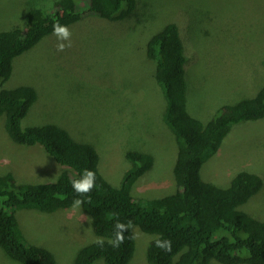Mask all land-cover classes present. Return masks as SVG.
Returning a JSON list of instances; mask_svg holds the SVG:
<instances>
[{
    "label": "rangeland",
    "instance_id": "374dc122",
    "mask_svg": "<svg viewBox=\"0 0 264 264\" xmlns=\"http://www.w3.org/2000/svg\"><path fill=\"white\" fill-rule=\"evenodd\" d=\"M55 1L0 0V32L24 27L29 7L51 12ZM85 2L81 6L89 5ZM131 12L117 20L86 13L67 24L71 47L64 51H57L53 32L44 36L13 59L12 73L2 86L33 87L36 99L21 127L53 123L91 144L99 171L113 186L120 185L130 167L127 151L150 154L153 165L130 195L151 199L176 190V145L162 120L164 99L153 77L155 63L145 53L146 42L176 24L186 58L187 107L206 123L222 105L251 97L264 84V0H136ZM4 122L2 114L0 175L9 172L18 183L51 182L67 169L41 145L13 142ZM240 170L262 179L259 191L240 208L264 220V118L233 125L217 153L203 163L200 176L226 187ZM15 216L26 242L48 249L57 264H72L77 251L96 239L81 207L52 212L21 208ZM131 231L135 248L128 264H147L146 247L154 236L136 225ZM0 264L18 263L0 247Z\"/></svg>",
    "mask_w": 264,
    "mask_h": 264
},
{
    "label": "trees",
    "instance_id": "16d2710c",
    "mask_svg": "<svg viewBox=\"0 0 264 264\" xmlns=\"http://www.w3.org/2000/svg\"><path fill=\"white\" fill-rule=\"evenodd\" d=\"M136 0H56L51 12L29 7L24 27L0 32V115L4 128L16 143L41 145L47 154L66 170L51 182H16L11 173L0 175V247L18 264H57L45 247L28 243L23 237L15 212L33 208L52 212L73 206L77 194L70 181L84 169L96 174V187L81 208L91 218L95 237L82 246L72 264H128L134 254L131 228L124 233L119 248L108 240L114 238L115 219L138 226L154 237L147 244V264H264V220L253 218L240 206L262 186L258 174L240 170L226 187L204 181L203 163L217 153L233 125L264 118V84L253 96L242 97L231 105H222L210 121L204 123L188 111L185 80L186 58L176 24L170 23L146 42V56L155 63L154 80L164 99L162 120L174 135L176 159L173 167L176 190L151 199H135L130 191L135 182L153 165L150 154L127 151L130 167L119 186H113L98 168V156L91 144L75 139L69 131L53 124L22 128L20 123L36 99L33 87L2 85L12 73V61L44 36L53 32V24L79 21L86 13L117 20L132 14ZM217 112V113H218ZM171 241V251L158 248L155 240Z\"/></svg>",
    "mask_w": 264,
    "mask_h": 264
},
{
    "label": "clouds",
    "instance_id": "9594fccd",
    "mask_svg": "<svg viewBox=\"0 0 264 264\" xmlns=\"http://www.w3.org/2000/svg\"><path fill=\"white\" fill-rule=\"evenodd\" d=\"M51 7V5H49ZM53 35L57 37L59 41L57 43V51H64L66 47H71V31L69 30L67 25L60 24L58 21L53 24ZM67 41L68 43H64ZM96 174L94 171L90 169H84L79 178H73L70 183L73 191L77 194L76 198L73 199V207L79 209L83 203H85V199L89 202L91 197L88 195L92 192V190L96 187ZM84 197L85 199H81ZM113 218L115 219L114 230L115 235L114 238L108 240V243L113 248H119L121 244H123L125 236L124 233L128 231L129 228L132 227V222L128 221L127 223L121 222L117 214H113ZM89 223H91V218L87 219ZM94 243L103 246L105 241L101 237H97ZM155 244L158 248H162L165 251H171V241L170 240H161L157 238L155 240Z\"/></svg>",
    "mask_w": 264,
    "mask_h": 264
},
{
    "label": "crops",
    "instance_id": "0c3cea01",
    "mask_svg": "<svg viewBox=\"0 0 264 264\" xmlns=\"http://www.w3.org/2000/svg\"><path fill=\"white\" fill-rule=\"evenodd\" d=\"M189 111V110H188ZM191 114V113H190Z\"/></svg>",
    "mask_w": 264,
    "mask_h": 264
},
{
    "label": "bare ground",
    "instance_id": "6f19581e",
    "mask_svg": "<svg viewBox=\"0 0 264 264\" xmlns=\"http://www.w3.org/2000/svg\"><path fill=\"white\" fill-rule=\"evenodd\" d=\"M205 30V29H204Z\"/></svg>",
    "mask_w": 264,
    "mask_h": 264
}]
</instances>
